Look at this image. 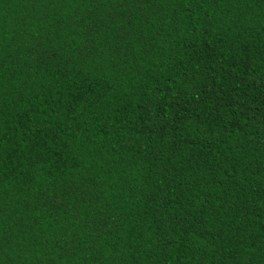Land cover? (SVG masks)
<instances>
[{"label":"trees","instance_id":"16d2710c","mask_svg":"<svg viewBox=\"0 0 264 264\" xmlns=\"http://www.w3.org/2000/svg\"><path fill=\"white\" fill-rule=\"evenodd\" d=\"M0 264H264V0H0Z\"/></svg>","mask_w":264,"mask_h":264}]
</instances>
